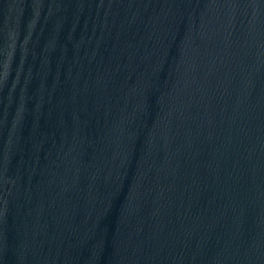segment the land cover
Returning a JSON list of instances; mask_svg holds the SVG:
<instances>
[{
  "label": "water",
  "instance_id": "water-1",
  "mask_svg": "<svg viewBox=\"0 0 264 264\" xmlns=\"http://www.w3.org/2000/svg\"><path fill=\"white\" fill-rule=\"evenodd\" d=\"M0 264H264V0H0Z\"/></svg>",
  "mask_w": 264,
  "mask_h": 264
}]
</instances>
